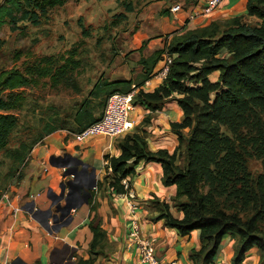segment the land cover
Wrapping results in <instances>:
<instances>
[{"label": "trees", "instance_id": "1", "mask_svg": "<svg viewBox=\"0 0 264 264\" xmlns=\"http://www.w3.org/2000/svg\"><path fill=\"white\" fill-rule=\"evenodd\" d=\"M64 1L3 0L0 31L8 26L14 32L22 23L38 27L48 11ZM185 2L191 6L196 0ZM169 14V9H164L160 16ZM248 18H256L257 22L246 23ZM145 44L138 51H143ZM164 53L173 57L169 71L158 87L145 92L141 87L161 70ZM76 54V48L70 50L62 64L43 57L22 70L0 71V153L9 151L12 133L18 128V118L13 112L19 111L25 102L18 90L47 80L50 87L78 91L77 83L69 76L79 66ZM159 62L162 66L158 67ZM138 63L142 67L138 82L137 76L111 82L99 79L79 101L69 119L71 125L63 122L58 128V119H51L44 135L83 131L102 117L106 100L113 93L125 94L137 88L133 104H141L151 112L174 100L182 112V120L170 125L178 141L173 152H151L139 131L116 139L119 154L104 156L105 174L97 181V190L109 189L122 195V179L131 178L141 162L156 163L161 167V185L173 187L174 195L171 205L152 195L149 206L157 213L155 220H163L181 238L198 232L200 248L190 251L191 264H217L216 257L226 236L233 243L229 264H244L252 249L257 251L256 264H264V0H248L244 15L167 36L162 49L147 59L139 58ZM213 75L216 79H212ZM106 86H112V91L102 94ZM40 137H35L30 145L21 143L13 151L12 174L28 160ZM251 161H260V172L251 170ZM93 198L88 200L91 240L87 258L74 253L73 260H69L67 250L64 257L61 253L53 258V264H94L99 256L105 257L107 233L97 220L98 205ZM171 208L180 212L181 217L175 218ZM27 234L30 237L31 233ZM13 264L25 263L17 259Z\"/></svg>", "mask_w": 264, "mask_h": 264}, {"label": "crops", "instance_id": "2", "mask_svg": "<svg viewBox=\"0 0 264 264\" xmlns=\"http://www.w3.org/2000/svg\"><path fill=\"white\" fill-rule=\"evenodd\" d=\"M185 1H177L181 10L176 15L169 14L168 17H164L171 20L168 36L201 28L213 21H224L244 15L248 0H223L219 8L211 15L197 18L193 22L188 21L187 16L201 8L205 0H196V3L191 6L187 5ZM158 41L160 38L154 40V44ZM159 64L162 66V62ZM130 78L129 74L112 77L109 80L104 77L109 82L118 79L129 80ZM212 79H216V75H213ZM97 82L93 83V86ZM147 82L148 84H143L141 88L145 92H151L161 84L162 79L160 80L156 75ZM98 112L99 110H97ZM130 117L135 123L133 131L143 134L151 152L167 150L172 153L178 145L170 125L181 122L182 112L174 100H168L160 110L154 112L141 104H136ZM65 132L52 133L47 136L44 142L32 149L23 169L18 189L7 204L0 203V264H13L17 259L25 264H35L38 260L41 264H49L48 241L39 240L37 235L33 234L37 232L36 225L39 224L35 218L42 220V217L45 216L41 214L42 212L49 208L53 210L58 204L63 206L64 199H68V202L75 208L70 211L68 217L65 216L60 220L58 225L54 224L59 228L53 233V238L62 241L64 245L74 249L77 256L86 259V250L91 240L88 230L90 221L88 200L93 196V203L98 205L96 208L97 220L100 221V226L107 233L108 246L105 249V257L99 256L94 264H139L135 247H128L125 243V225L128 220L125 199L110 192L109 189L97 190L96 188L97 181L101 180L105 174L104 156L119 154L115 144H111V141L108 142L106 138L99 136L84 145H77L72 137H67ZM51 159L52 164L50 163ZM71 176L75 179L76 188L74 190H68L67 187V183L74 180L71 179ZM161 177L160 165L141 162L130 178L134 197L141 203L139 213L141 234L144 237L156 239V255L160 260L176 261L177 264H191L188 260L190 251L200 248L198 232H192L187 239L181 238L175 230L167 228L163 220H155L157 213L153 212L149 206L148 201L152 195L171 205L174 188H164L161 185ZM90 184H94V193L88 197ZM64 185H66L65 190L62 197L59 198ZM81 185L82 190H80ZM31 203L34 204L32 211L28 210ZM170 211L175 218L181 217V213L175 208H171ZM35 213H39V215ZM27 233L32 234L29 237ZM232 244L228 236L223 239L217 264H222L223 261L229 264L233 254ZM254 254L255 257L252 259ZM54 256L56 255L54 254ZM248 260H251L250 264L257 263L256 249L250 251L244 264Z\"/></svg>", "mask_w": 264, "mask_h": 264}, {"label": "rangeland", "instance_id": "3", "mask_svg": "<svg viewBox=\"0 0 264 264\" xmlns=\"http://www.w3.org/2000/svg\"><path fill=\"white\" fill-rule=\"evenodd\" d=\"M2 1L0 0V3ZM177 1L179 0H65L63 5L49 10L47 17L40 21L38 27L22 23L19 24L21 28L14 32L8 26L1 29L0 71L11 68L22 70L43 57H51L62 64L63 57L76 48L75 59L79 66L71 70L69 76L80 89L75 92L72 88L50 87L45 82L47 80H41L37 86L18 90L22 91L25 102L19 111L13 112L19 124L12 133L9 151L0 153L1 203L9 201L18 189L21 174L28 162L26 160L12 174L10 166L13 162V151L17 150L21 143L30 145L39 135L41 137L33 148L44 142L47 138L44 135L46 124L50 123L51 119H58L56 123L58 128L63 122L70 126L69 119L79 101L88 94L98 79L107 77L109 80L112 77L129 74L131 78L137 76L135 79L138 82L142 69L138 63L139 58L147 59L152 53L162 49L164 39L168 36L171 20L160 16V13L178 4ZM246 21L254 24L257 19L248 18ZM23 25H26L24 29ZM157 36L160 37V41L154 44V40L159 38L153 37ZM143 42H146L144 50L138 51ZM111 91L112 86H106L102 94ZM67 117L68 120L65 122ZM65 133L68 138L71 137V133L67 131ZM94 138L90 137L77 145H84ZM104 138L116 145V139ZM250 168L253 172H260V161H251ZM72 181L75 179L70 183ZM93 187L94 184H90L88 188L90 194L94 192ZM3 196L6 198L2 199ZM53 226L48 225L50 228ZM219 255L220 252L216 261ZM254 257L255 254L252 259ZM250 261L248 260L246 264H250ZM38 262L41 264L39 260Z\"/></svg>", "mask_w": 264, "mask_h": 264}, {"label": "built area", "instance_id": "4", "mask_svg": "<svg viewBox=\"0 0 264 264\" xmlns=\"http://www.w3.org/2000/svg\"><path fill=\"white\" fill-rule=\"evenodd\" d=\"M223 0H205L204 4L196 11H193L187 16L188 21L193 22L197 18L203 16H209L215 10H217ZM181 10L179 4H175L169 8L171 15H176ZM173 57L168 53H164L162 56L163 66L161 70L156 74L161 80L165 79L169 67L172 63ZM144 84H148L146 81ZM137 88L131 89L130 92L113 93L108 96L102 117L83 131L70 134L72 140L76 144H81L90 137H107L110 140L119 139L127 134L133 132L135 128L134 121L131 120V113L134 108V97L137 93ZM110 156V155H109ZM106 164V161H104ZM47 171V169H44ZM72 179V176H71ZM121 186L124 189V194L117 195L125 199L128 220L125 225V243L128 247H135L138 255L139 264H177L176 261H162L156 255V239L154 237H144L141 234L140 229V217L141 203L134 201L135 197L131 189L130 178L121 180ZM6 198V196H3ZM31 198L34 199L33 196ZM7 204L8 201H4ZM1 203V202H0ZM53 223L50 221L49 226Z\"/></svg>", "mask_w": 264, "mask_h": 264}, {"label": "water", "instance_id": "5", "mask_svg": "<svg viewBox=\"0 0 264 264\" xmlns=\"http://www.w3.org/2000/svg\"><path fill=\"white\" fill-rule=\"evenodd\" d=\"M50 163L52 164V159L50 160ZM67 184L69 185V183H67ZM66 185H64L61 188L62 192H61V196L59 198L62 197ZM69 189H70V187H68V190ZM87 195H88V197H91L89 192L87 193ZM64 200H65V204L63 206L61 204H58L57 206H55V208L53 210H52V208H49L47 211L42 212L41 214L45 215L44 217H42V220L37 218V217L35 218V220L39 224L36 225L38 231L33 233V234L37 235L39 240L45 239L46 241H48V247H50L49 257L47 256L49 258V264H51V263L53 264V258H55L56 256L60 255L61 253H62V257H64L63 253L66 252L67 250L70 251L69 260L72 259V255L75 253L74 249H70L68 246L64 245L62 243V241L55 240L53 238V233H55L58 230V228H59V226H57L59 223L56 222L57 218H60L62 220L65 216L68 217L69 214H70V211L75 208L73 205H71L68 202V199H64ZM33 208H34V204L31 203L30 204V209H28V208L27 209L32 211ZM35 214L39 215V213H35ZM50 221L53 224H57V225H54L51 228L48 227ZM67 223H68V221L65 224L67 225ZM54 254L56 256H54Z\"/></svg>", "mask_w": 264, "mask_h": 264}, {"label": "flooded vegetation", "instance_id": "6", "mask_svg": "<svg viewBox=\"0 0 264 264\" xmlns=\"http://www.w3.org/2000/svg\"><path fill=\"white\" fill-rule=\"evenodd\" d=\"M69 186H70V190H74L76 188V184L74 183V181L69 183ZM60 220H61L60 218H57L56 222L59 223ZM52 225H54V224H52Z\"/></svg>", "mask_w": 264, "mask_h": 264}]
</instances>
